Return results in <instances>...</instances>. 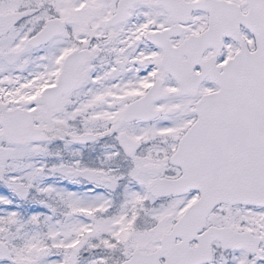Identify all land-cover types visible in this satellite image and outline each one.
<instances>
[{
  "label": "snow or ice",
  "instance_id": "1",
  "mask_svg": "<svg viewBox=\"0 0 264 264\" xmlns=\"http://www.w3.org/2000/svg\"><path fill=\"white\" fill-rule=\"evenodd\" d=\"M0 264H264V0H0Z\"/></svg>",
  "mask_w": 264,
  "mask_h": 264
}]
</instances>
